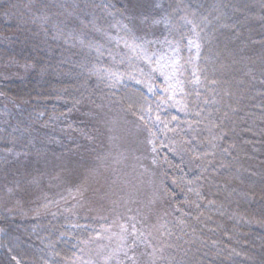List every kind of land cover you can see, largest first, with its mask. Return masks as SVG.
<instances>
[{
  "label": "trees",
  "instance_id": "trees-1",
  "mask_svg": "<svg viewBox=\"0 0 264 264\" xmlns=\"http://www.w3.org/2000/svg\"><path fill=\"white\" fill-rule=\"evenodd\" d=\"M24 2L0 0V60L31 69L1 81L0 93L39 127L96 96L145 127L171 212L158 264H264V0H164L162 34L180 49L175 95L106 87L49 23L20 14ZM80 125L82 137L86 125L98 132ZM10 140L0 130L3 184ZM97 230L92 220L0 207V264H66Z\"/></svg>",
  "mask_w": 264,
  "mask_h": 264
},
{
  "label": "rangeland",
  "instance_id": "rangeland-1",
  "mask_svg": "<svg viewBox=\"0 0 264 264\" xmlns=\"http://www.w3.org/2000/svg\"><path fill=\"white\" fill-rule=\"evenodd\" d=\"M164 0H25L20 14L65 38L108 88L133 83L156 94L180 89L178 41L162 34ZM198 51L199 46L195 44ZM30 65L0 60L1 81L23 78ZM150 90V89H149ZM60 120L38 126L0 93V130L11 146L0 181L10 213L65 215L98 223L66 264H158L169 214L164 171L145 127L100 96L65 105ZM98 132H83L80 123ZM19 160V161H15Z\"/></svg>",
  "mask_w": 264,
  "mask_h": 264
}]
</instances>
